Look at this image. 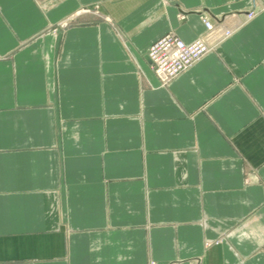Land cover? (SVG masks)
Returning a JSON list of instances; mask_svg holds the SVG:
<instances>
[{
	"label": "crops",
	"instance_id": "0c3cea01",
	"mask_svg": "<svg viewBox=\"0 0 264 264\" xmlns=\"http://www.w3.org/2000/svg\"><path fill=\"white\" fill-rule=\"evenodd\" d=\"M0 264H264V0H0Z\"/></svg>",
	"mask_w": 264,
	"mask_h": 264
},
{
	"label": "built area",
	"instance_id": "2783aa9c",
	"mask_svg": "<svg viewBox=\"0 0 264 264\" xmlns=\"http://www.w3.org/2000/svg\"><path fill=\"white\" fill-rule=\"evenodd\" d=\"M203 24L210 30L211 26L206 20H203ZM228 35L227 33L226 36ZM208 51L200 39L187 44L174 34H167L151 45L147 58L155 69L160 85L165 86L191 68Z\"/></svg>",
	"mask_w": 264,
	"mask_h": 264
},
{
	"label": "rangeland",
	"instance_id": "374dc122",
	"mask_svg": "<svg viewBox=\"0 0 264 264\" xmlns=\"http://www.w3.org/2000/svg\"><path fill=\"white\" fill-rule=\"evenodd\" d=\"M83 11H84V13H89L88 15H95L94 13H96V10H95V9H93V10H92V9H83ZM249 16H250V15H248V17H249ZM61 25H64V24H61ZM205 29H206V28H205ZM206 30H207V29H206ZM161 38H162V37H161ZM161 38H160V39H161ZM177 38H178V37H177ZM158 40H159V39H158ZM155 42H156V41H155ZM155 42H154V43H155ZM152 44H153V43H152ZM150 47H151V46H150ZM150 47H149V48H150ZM148 50H149V49H148ZM147 52H148V51H147ZM151 70H152L153 74L155 75V69L151 67ZM184 72H185V71H184ZM181 74H182V73H181ZM178 76H179V75H178ZM178 76H177V77H178ZM155 77H156V75H155ZM156 78H157V77H156ZM157 80H158V79H157ZM173 80H174V79H173ZM173 80H172V81H173ZM158 82H159V81H158ZM165 86H166V85H165Z\"/></svg>",
	"mask_w": 264,
	"mask_h": 264
},
{
	"label": "bare ground",
	"instance_id": "6f19581e",
	"mask_svg": "<svg viewBox=\"0 0 264 264\" xmlns=\"http://www.w3.org/2000/svg\"><path fill=\"white\" fill-rule=\"evenodd\" d=\"M227 35V34H226ZM203 42V41H202ZM203 44H204V46H206L207 48H208V45L205 43V42H203ZM209 49V48H208Z\"/></svg>",
	"mask_w": 264,
	"mask_h": 264
}]
</instances>
